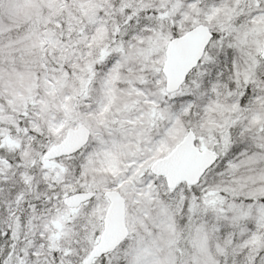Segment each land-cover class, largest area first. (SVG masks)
<instances>
[{
    "label": "snow or ice",
    "instance_id": "snow-or-ice-1",
    "mask_svg": "<svg viewBox=\"0 0 264 264\" xmlns=\"http://www.w3.org/2000/svg\"><path fill=\"white\" fill-rule=\"evenodd\" d=\"M0 264H264V0H0Z\"/></svg>",
    "mask_w": 264,
    "mask_h": 264
}]
</instances>
